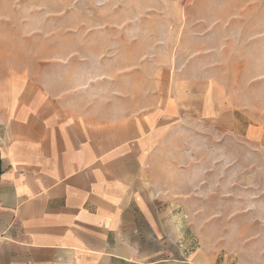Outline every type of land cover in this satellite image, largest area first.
<instances>
[{
    "label": "crops",
    "instance_id": "0c3cea01",
    "mask_svg": "<svg viewBox=\"0 0 264 264\" xmlns=\"http://www.w3.org/2000/svg\"><path fill=\"white\" fill-rule=\"evenodd\" d=\"M99 15L102 33L130 42L57 58L54 46L25 48L0 28V264L191 257L195 210L182 197L198 195L200 182L181 173L195 145L179 133L188 121L232 131L203 87L227 61L208 63L206 44L246 41L247 27L233 35L232 21L264 19V0H107ZM213 252L200 244L188 260L217 264Z\"/></svg>",
    "mask_w": 264,
    "mask_h": 264
},
{
    "label": "rangeland",
    "instance_id": "374dc122",
    "mask_svg": "<svg viewBox=\"0 0 264 264\" xmlns=\"http://www.w3.org/2000/svg\"><path fill=\"white\" fill-rule=\"evenodd\" d=\"M19 1L0 0V28L21 36L18 44L25 48L46 51L54 46L58 58L79 45H84L88 54L101 43L119 39L123 45L132 38L102 33L99 12L107 0ZM118 6L123 10L124 5L117 4L115 9ZM232 25L233 35L246 26L247 40L242 37L240 43V37L233 36L232 43L219 51L226 36H209L208 63L224 65L227 61V66L209 68L205 75L212 83L203 86L208 89L214 113L222 115L216 117L217 123H231L232 131L224 133L217 127L208 131L203 121L196 129L191 124L197 123L188 121L179 133V140L194 141L195 145L184 148L185 155L193 151L194 162L183 156L188 170L181 173L199 175L200 182L198 195L182 197L195 210L193 223L198 234L187 239L192 243L183 242L184 253L192 257L200 244L209 251L216 246L213 253L221 257L217 264L225 259L227 264H264V35H255L264 31V19L234 20ZM189 192L184 179L183 193ZM189 258L182 262L192 263Z\"/></svg>",
    "mask_w": 264,
    "mask_h": 264
},
{
    "label": "built area",
    "instance_id": "2783aa9c",
    "mask_svg": "<svg viewBox=\"0 0 264 264\" xmlns=\"http://www.w3.org/2000/svg\"><path fill=\"white\" fill-rule=\"evenodd\" d=\"M1 240H2V237H1V235H0V243H1Z\"/></svg>",
    "mask_w": 264,
    "mask_h": 264
}]
</instances>
